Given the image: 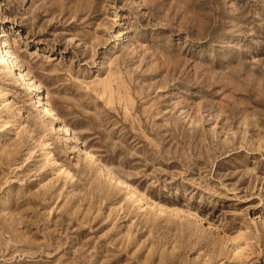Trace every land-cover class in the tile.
<instances>
[{"label": "rangeland", "instance_id": "374dc122", "mask_svg": "<svg viewBox=\"0 0 264 264\" xmlns=\"http://www.w3.org/2000/svg\"><path fill=\"white\" fill-rule=\"evenodd\" d=\"M0 39V264H264V0H0Z\"/></svg>", "mask_w": 264, "mask_h": 264}, {"label": "bare ground", "instance_id": "6f19581e", "mask_svg": "<svg viewBox=\"0 0 264 264\" xmlns=\"http://www.w3.org/2000/svg\"><path fill=\"white\" fill-rule=\"evenodd\" d=\"M4 46H2V40L0 39V50H1V52L2 53H4ZM2 55V54H1ZM3 58H4V60L3 61H1V63L0 64H3L6 68H8V69H11V71H15V66H14V64H13V61H12V57H11V54H9L8 52H6L5 51V56H3ZM5 64H7V65H5ZM3 66V67H4ZM7 69V70H8ZM19 74V75H18ZM18 78H19V81H22V82H24L25 84H27V86H28V91H30V92H32V91H34V87H33V85L32 84H30V83H28L27 81H26V77L24 76V73L23 72H18ZM38 96V95H37ZM38 99V98H37ZM37 99H35V103H37V102H40V100H37ZM45 109V113H47L48 115L49 114H51V109L49 108V107H44ZM64 130H65V132L67 133V134H71L70 132H69V128L68 127H64ZM70 136V135H69ZM46 152V151H45ZM48 154V153H47ZM92 153H90V152H88V154L87 155H90V156H92L91 155ZM91 158V157H90ZM54 162V161H53ZM64 172V170H61V172ZM114 176V175H113ZM118 179V178H117ZM127 185V184H126ZM130 185V184H129ZM130 187V186H129ZM139 199H141V198H139Z\"/></svg>", "mask_w": 264, "mask_h": 264}]
</instances>
